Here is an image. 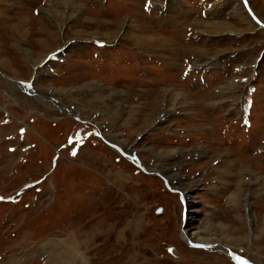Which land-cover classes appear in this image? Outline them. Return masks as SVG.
<instances>
[{"label":"rangeland","instance_id":"374dc122","mask_svg":"<svg viewBox=\"0 0 264 264\" xmlns=\"http://www.w3.org/2000/svg\"><path fill=\"white\" fill-rule=\"evenodd\" d=\"M0 23V264H264V0H0Z\"/></svg>","mask_w":264,"mask_h":264},{"label":"bare ground","instance_id":"6f19581e","mask_svg":"<svg viewBox=\"0 0 264 264\" xmlns=\"http://www.w3.org/2000/svg\"><path fill=\"white\" fill-rule=\"evenodd\" d=\"M59 13V12H58ZM52 15V14H51ZM212 25V24H211ZM215 25V24H214ZM214 25H213V28H214ZM99 26V25H98ZM232 26V25H231ZM114 30V29H113ZM118 30H120V29H118ZM88 31V30H87ZM108 31V30H107ZM117 31V30H116ZM121 31V30H120ZM86 32V31H85ZM91 32V31H90ZM93 32V31H92ZM115 32V31H114ZM118 32V31H117ZM98 33V32H97ZM103 33V32H102ZM105 33V32H104ZM108 33V32H107ZM88 34V33H87ZM87 34H86V36H87ZM111 34V33H110ZM84 35V34H83ZM101 35V34H100ZM113 35V34H112ZM90 36V35H89ZM95 36V35H94ZM106 37V36H105ZM135 37V36H134ZM40 57V56H39ZM37 58V57H36ZM32 59V58H31ZM6 66V65H5ZM7 81V80H6ZM29 85H30V82H27V85H26V87L28 86L29 87ZM96 86V85H95ZM12 89V88H11ZM102 89V88H101ZM178 94V93H177ZM181 94V93H180ZM98 95V94H97ZM96 95V96H97ZM182 98H184V97H182ZM181 98V99H182ZM187 99V98H186ZM43 102H44V100H43ZM55 102V101H54ZM102 103V102H101ZM28 104V103H27ZM52 105V104H51ZM51 105H50V107H51ZM62 105L61 104H59V103H57V104H55V107H57L59 110H62L63 109V107H61ZM66 106V105H65ZM69 115H71V113H68ZM72 116V115H71ZM75 118V117H74ZM99 135H100V137L101 138H103L106 142H108V144H110L113 148L114 147H116V148H118L117 150L119 151V153H125V154H122V155H126L125 157H127V158H132V155H130V153H129V150H126V149H124V148H122L121 146H117L116 145V143H113V142H111L108 138H105L103 135H102V133L99 131ZM115 142V141H114ZM121 148V149H120ZM135 165H137V164H139V165H141V168L144 170V171H148L141 163H140V161H139V159H136V162L133 160L132 161ZM137 163V164H136ZM248 169V168H247ZM173 190H176V189H173ZM176 191H178V190H176ZM182 196V195H181ZM183 201H184V198L182 199ZM191 212H193V211H191ZM193 234V233H192ZM193 235H195V234H193ZM183 237V236H182ZM199 238V240L198 241H200L201 240V238L200 237H198ZM183 239H190V237L186 234V237H183ZM187 241V240H186ZM205 241H207L206 239L205 240H202V241H200L201 243L202 242H205ZM188 242V241H187ZM192 243V242H191ZM213 244H215V247L216 246H218V245H220V244H218V243H213ZM207 246H211V244L210 243H208L207 244ZM225 250V249H224ZM226 252H228L229 253V257H231V258H233V259H235V256L236 257H238L239 256V254L238 255H235L234 253H233V251H230L229 249H227L226 250ZM236 261L239 263H241V264H250V262L249 261H247L246 260V258H242V257H238L237 259H236Z\"/></svg>","mask_w":264,"mask_h":264},{"label":"water","instance_id":"95a60500","mask_svg":"<svg viewBox=\"0 0 264 264\" xmlns=\"http://www.w3.org/2000/svg\"><path fill=\"white\" fill-rule=\"evenodd\" d=\"M132 160V159H131ZM137 164V163H136ZM138 166H140L141 167V165H139V164H137ZM163 180H165V177L163 176V175H161V174H159V173H157ZM170 187V186H169ZM170 188H172V189H175V188H173V187H170ZM206 244H208V243H206ZM235 255H238L237 253H235V252H233ZM239 257V256H238ZM238 257H236L235 256V259H237Z\"/></svg>","mask_w":264,"mask_h":264},{"label":"crops","instance_id":"0c3cea01","mask_svg":"<svg viewBox=\"0 0 264 264\" xmlns=\"http://www.w3.org/2000/svg\"><path fill=\"white\" fill-rule=\"evenodd\" d=\"M112 11H113V10H112ZM7 16H8V15H6V17H7ZM1 24H2V23H0V27L2 26Z\"/></svg>","mask_w":264,"mask_h":264},{"label":"flooded vegetation","instance_id":"af4514ba","mask_svg":"<svg viewBox=\"0 0 264 264\" xmlns=\"http://www.w3.org/2000/svg\"><path fill=\"white\" fill-rule=\"evenodd\" d=\"M240 257H242V258H245V257H243V256H241V255H239ZM251 264H253V263H251Z\"/></svg>","mask_w":264,"mask_h":264},{"label":"snow or ice","instance_id":"6c2138e0","mask_svg":"<svg viewBox=\"0 0 264 264\" xmlns=\"http://www.w3.org/2000/svg\"><path fill=\"white\" fill-rule=\"evenodd\" d=\"M72 154L75 155V151Z\"/></svg>","mask_w":264,"mask_h":264}]
</instances>
